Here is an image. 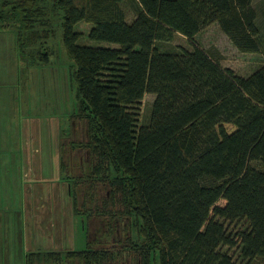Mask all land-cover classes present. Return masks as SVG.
<instances>
[{
	"label": "trees",
	"instance_id": "obj_1",
	"mask_svg": "<svg viewBox=\"0 0 264 264\" xmlns=\"http://www.w3.org/2000/svg\"><path fill=\"white\" fill-rule=\"evenodd\" d=\"M253 2L0 0V23L13 22L22 54L39 39L48 42L52 16L62 12L78 84L72 116L86 128L87 177L107 185L109 215L126 231L116 251L88 244L28 253L26 264H116L125 251L135 264L264 260V64L238 74L195 44L216 23L239 51L264 53ZM126 3L134 6L130 20ZM79 22L92 24L90 40L110 45L78 44ZM176 33L192 47L159 48ZM147 93L155 97L149 122L138 127L136 105ZM70 193L74 198L72 183Z\"/></svg>",
	"mask_w": 264,
	"mask_h": 264
},
{
	"label": "rangeland",
	"instance_id": "obj_2",
	"mask_svg": "<svg viewBox=\"0 0 264 264\" xmlns=\"http://www.w3.org/2000/svg\"><path fill=\"white\" fill-rule=\"evenodd\" d=\"M48 3L49 0H45V4ZM253 5L257 11V23L264 36V0H254ZM124 6L126 16L130 20L134 15V6L129 3L124 4ZM54 13H56L55 16ZM54 13H51V16L53 15L51 26L54 30L53 36L44 44L43 40L39 39L41 42H38L35 47L30 46L25 49L24 54L17 48L15 29L11 26L13 22L0 23L8 24L0 26V149H17L20 147L18 145V125L23 120L27 122H31L32 119L33 121L37 120L39 126L45 121V128L41 135L44 137L50 136V129L46 127L47 120L49 117L56 116L63 127L60 135L63 145V161L64 159L65 161L71 159L69 157L70 149L77 153V156L72 158L75 160V164L69 172L65 168L61 176V179L66 176H70L71 180L73 179L74 198L72 199L76 206V215L72 218V221H69L67 206L62 212L65 216L66 227L71 226L75 229L73 236L68 237L73 238V248L67 245V241L65 246L67 248L63 249L82 250L90 244L94 249L103 248L116 251L120 247V242L117 240H122L126 235V231L123 229L122 221L119 222L109 215L108 201L106 202L109 199L107 185L97 176L93 178L95 181L92 182H89L90 177H87L91 169V162L85 144L87 141L86 128L82 122L72 116L77 110L78 102V84L74 76L76 66L63 43L61 26L63 14L61 11ZM91 26L92 24L84 22L75 25V30L81 33L78 44L110 45L106 42L90 40L88 31ZM42 30L40 31L42 32ZM195 44L218 60L223 68L232 69L238 74H249L264 64V53L239 51L216 23L199 32L195 36ZM179 46L191 48L192 43L182 34L176 33L172 41L159 44V48L167 51H172ZM154 98L153 94L147 93L136 105L138 127L148 124ZM44 142L47 145L48 140ZM36 145L38 144L36 143ZM32 147L33 144L31 143L29 149ZM64 165L66 167V164ZM2 177L3 174H0V220L5 218L3 221L5 224L9 217L12 220V216H14L17 222L23 217L20 210L21 206L16 203L14 205L7 204L5 206L9 212L7 215L2 212L4 206L1 203L7 200L6 196L15 199L17 193L21 194L19 190L21 173L16 171L13 174L12 188L11 182L2 179ZM28 196L31 200H38V207L43 202L39 199L40 193L37 190L30 191ZM224 203L225 201L222 199L218 202L219 205ZM46 205L48 204L46 203ZM35 207L36 205L33 204L28 206V215L29 213L31 215L29 217H32L34 212L35 214L38 213V211H35ZM101 211L104 212L103 215H97ZM44 220L43 211H39L36 220V232L40 230L41 226L46 227L43 225ZM123 220L126 219L123 218ZM82 225H85V230H83ZM109 226H113L114 231H109L111 230ZM18 227V225L15 227L12 238L15 250L19 248L17 235L20 234V231ZM33 232L29 227L30 238ZM125 252V254H122L121 262L116 264H135L133 254L128 251ZM229 252L233 255L235 261L239 263L236 250L230 249ZM256 264H264V260H258Z\"/></svg>",
	"mask_w": 264,
	"mask_h": 264
},
{
	"label": "crops",
	"instance_id": "obj_3",
	"mask_svg": "<svg viewBox=\"0 0 264 264\" xmlns=\"http://www.w3.org/2000/svg\"><path fill=\"white\" fill-rule=\"evenodd\" d=\"M17 48L21 52L18 45ZM18 126V145L20 147L17 149H0V174H3L2 179L11 182L12 188L13 174L16 171L21 173V184L19 185L21 194L17 193L15 199L6 196L7 200L1 204L4 206L2 212L7 215L9 213L8 208L5 207L7 204L14 205L16 203L20 205L23 217L17 222L14 216H12V220L9 217L5 224L3 222L5 218L0 220V264H26L27 254L33 252L71 251L63 249L67 248L65 247L67 241L68 246L71 248L74 246L73 238L68 237L73 236L75 229L71 226L66 227L65 216L62 213L67 206L69 221H72L76 215L73 197L70 193V184L73 183V179L71 180L70 176L61 179V176L65 168L69 172L75 164V160L72 158L77 156V153L70 149L69 157L71 159L66 161L64 159L63 161V145L60 137L63 127L56 116L49 117L47 120L46 127L50 129V136L48 137L41 135L45 128V121L39 126L37 120L33 121L32 119L31 122L23 120ZM45 140H48L47 145ZM31 143L33 147L29 149ZM8 174L10 175L8 176ZM32 190L39 191V199L43 200L39 207L37 205L38 200H31L28 196ZM32 204L36 205L35 211L38 213L35 214L34 212L33 216L29 217L28 206ZM39 211H43L45 216L43 225L46 227L41 226L40 230L36 232V220ZM17 225L20 231V234L17 235L19 248L15 250L12 238ZM29 227L34 231L31 238ZM82 228L85 230V225H82Z\"/></svg>",
	"mask_w": 264,
	"mask_h": 264
}]
</instances>
